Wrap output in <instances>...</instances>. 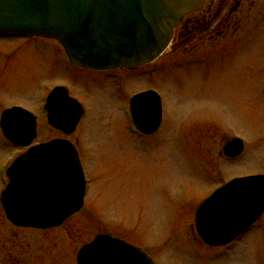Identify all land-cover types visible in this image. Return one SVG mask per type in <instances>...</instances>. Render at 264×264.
Returning <instances> with one entry per match:
<instances>
[{"label":"rangeland","instance_id":"1","mask_svg":"<svg viewBox=\"0 0 264 264\" xmlns=\"http://www.w3.org/2000/svg\"><path fill=\"white\" fill-rule=\"evenodd\" d=\"M257 30L264 31V25ZM260 42L239 49V55L259 61L264 57ZM202 46L199 52L204 54L211 47ZM188 57L169 45L144 67L118 73L128 96L151 88L161 97V130L149 142L128 129L125 99L109 93V81L69 76L71 68L57 42L0 37V111L14 104L31 110L37 118L33 143L69 139L80 148L81 164L92 176L85 205L55 227L15 226L0 203V264H71L83 244L105 231L126 234L156 264H264V230L246 235L212 260L189 252L183 216L185 222L180 216L172 237H165L171 209H195L220 180L264 171V67L252 71L256 80L249 83L248 76L244 79L247 65L237 59L219 66H186ZM62 82L90 109L68 135L50 126L41 109L43 95ZM232 135L245 145L235 160L220 153ZM139 142L148 143L141 148ZM25 149L12 145L0 131V192L7 182L5 166ZM173 245L181 248L174 251Z\"/></svg>","mask_w":264,"mask_h":264},{"label":"water","instance_id":"2","mask_svg":"<svg viewBox=\"0 0 264 264\" xmlns=\"http://www.w3.org/2000/svg\"><path fill=\"white\" fill-rule=\"evenodd\" d=\"M203 0H0V36H40L57 41L72 64L89 70L133 69L152 62L169 45L181 18ZM48 121L69 134L80 106L62 86L48 95ZM154 90L130 98L134 125L154 131L161 119ZM3 135L26 146L36 136V117L14 106L0 115ZM242 140L231 138L224 154L238 155ZM0 194L6 217L22 227L50 228L83 204L85 177L78 154L65 138L30 146L6 170ZM264 211V174L234 177L218 187L196 212V229L212 244L242 233ZM74 264H155L136 246L100 233L82 245Z\"/></svg>","mask_w":264,"mask_h":264},{"label":"flooded vegetation","instance_id":"3","mask_svg":"<svg viewBox=\"0 0 264 264\" xmlns=\"http://www.w3.org/2000/svg\"><path fill=\"white\" fill-rule=\"evenodd\" d=\"M263 25H264V0H203L196 9L184 15L181 18L179 24L176 27H174L172 38H171L169 45H172V47L176 50H183V54H189V57L186 59L187 60L186 66L187 65L189 66L191 64H198V63L203 64L204 62H205V66L206 65L208 66L211 64L219 66L220 64H225L226 60L237 59L238 62H240V64L247 65L244 71V74H246L244 76V79L246 80V77L248 76L247 81L249 83L250 82L253 83L256 79L253 80L254 73H252V71L253 70L256 71L257 69L259 70L264 67V57L262 59H259L260 62L258 61L257 57H256V60L251 59L250 56L249 58L247 57L242 58V56L239 55L238 50L239 49L246 50L244 46H248L254 40H260L261 41L260 45H262L261 48H263L264 50V31L260 32V30L259 31L257 30V28H260V27L263 28ZM0 37H18V36H0ZM31 38L39 39L41 37H31ZM202 45L211 46L205 50L207 52L206 53L207 55L202 52H199L200 51L199 48L203 47ZM194 52L195 54H193ZM262 53L264 56V52ZM203 55H206V58ZM64 57L71 68L70 69L71 74H69L71 78L73 76L78 77V78L85 77L89 81L93 79L94 82L96 83L99 80L101 81L104 80V82L106 83L109 81V88H110L109 93L111 95L113 94V96L116 99H119V98L121 100L125 99L124 102H126V104H124L123 106V110L125 113L124 115L126 116V118H129L131 121V127H129L128 129L131 131L133 135L137 136L138 139H146L149 142L153 141L152 140L153 137L156 136L157 132L161 130L163 114H161L160 123L154 131L143 132L134 126L132 118H131V114L129 111L130 98L138 92L151 89V88H145V89L143 88L141 90H138L132 93L131 96H128L126 83L124 80H122L124 84V87H122V82H120V77L118 76V73L120 74L128 70L129 71L137 70V69L144 67L145 65L135 68V69L114 68V69H109V70H89V69L82 68V67L72 64L71 62L68 61L65 54H64ZM229 62L230 61L226 63H229ZM248 62H250L249 65L247 64ZM153 73H155V71H153L152 74ZM142 75L143 74L139 76H142ZM90 76H93V77H90ZM57 86L64 87L68 96H70L71 98H74L80 106L81 116H80L78 123L76 124L74 128L75 130L80 124L81 120L84 117H86L87 114H89L90 109L86 105L84 100H81L77 95L74 94L73 91L70 90L69 88L70 85L68 86V84L63 83V82L59 84H54L43 95V100L41 102V109L43 110L45 114L47 123L50 125L48 121V114H49L48 95ZM13 106H20V105L14 104V105L5 107L0 111V114L3 112V110L13 107ZM21 107L32 112L31 110H29L28 108L24 106H21ZM56 130L60 131L62 134H65L61 129H56ZM74 130L71 131V133L74 132ZM234 137H236V135H232L231 137L227 138L223 142L221 146V152H220L223 156L227 157L228 159H233V160L239 158V156H241L245 150V145H243V149L241 153H239L238 155L234 157H228L224 154L223 148L225 144L227 143V141H229L231 138H234ZM44 141H47V140H44ZM35 143L37 142H34V143L32 142V144H35ZM72 143L74 147L76 148L79 159L81 161L80 148L76 145V143L74 142ZM139 143H140L139 146H141V148H144L146 143L148 142H139ZM84 173L86 176V191H85V197H86V194L88 193L89 188H90L89 184L92 180V176H89L88 174H86L85 170H84ZM256 173L264 174V171H258V172L246 173V174H256ZM246 174H242V175H246ZM225 182H226L225 180H220L219 184L215 186L210 192L207 193V195L199 202V204L195 207V209L192 208L190 210H185V212L171 209V211H169L170 216H169V221H168V232H167V235H165V237H170V238L172 237L170 231H172V229L179 227L178 225V221L180 220L179 218L181 216V221H182L183 220L182 216H183L184 220L185 221L187 220V223H185L182 226V229L185 231L183 237L184 239H186V241L190 245L189 252L191 254L194 253V255L198 257H202V258L209 257L212 260L213 257H220L221 255L227 252H230L234 248L235 245H237L238 243H240V241L244 239L246 235L256 232L258 229L264 230V221L262 220L264 217V211H263L259 215V217H257L254 220V222H252L242 233L235 236L233 239H231L230 241L226 243L212 244L202 238V236L198 233L196 229V212L199 206L208 199V197L212 194V192L219 186L223 185ZM85 197H84L83 205H85L86 203ZM172 199L169 200V202H171L172 206H176V202L172 201ZM83 205L81 206V208L83 207ZM81 208L79 209V211L81 210ZM186 231H188V235ZM104 233H107L112 237H118V238H121L127 241L128 243L136 246L142 252L146 253L149 257H151L150 254H148L145 250H143L141 247L136 245V243H134L132 240H130L126 234L119 233V232L112 233L111 231L110 232L105 231ZM174 233L175 232H173L172 234ZM173 246H175V247H172L174 251L181 248L178 245H173ZM198 264H206V263L199 262Z\"/></svg>","mask_w":264,"mask_h":264},{"label":"bare ground","instance_id":"4","mask_svg":"<svg viewBox=\"0 0 264 264\" xmlns=\"http://www.w3.org/2000/svg\"><path fill=\"white\" fill-rule=\"evenodd\" d=\"M87 195V194H86Z\"/></svg>","mask_w":264,"mask_h":264}]
</instances>
